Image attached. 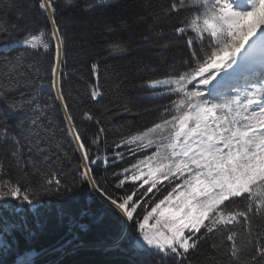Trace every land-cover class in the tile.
Instances as JSON below:
<instances>
[{
	"label": "snow or ice",
	"instance_id": "1",
	"mask_svg": "<svg viewBox=\"0 0 264 264\" xmlns=\"http://www.w3.org/2000/svg\"><path fill=\"white\" fill-rule=\"evenodd\" d=\"M112 5L82 0L78 8L101 11L79 33L90 75L80 77L86 95L70 103L74 13L61 15L57 0H0V255L15 250L13 264H34L32 249L19 257L21 240L33 235L27 213L83 190L100 205L97 222L115 224L106 250L125 254L124 264H264V0ZM90 36L109 55L151 53L130 61L135 97L123 89L127 74L114 71L116 95L100 104L102 61ZM140 98L166 103L140 112ZM152 111L142 125H119L109 148L107 125ZM125 153L134 163L97 174ZM78 240L73 234L61 249L78 250Z\"/></svg>",
	"mask_w": 264,
	"mask_h": 264
},
{
	"label": "trees",
	"instance_id": "2",
	"mask_svg": "<svg viewBox=\"0 0 264 264\" xmlns=\"http://www.w3.org/2000/svg\"><path fill=\"white\" fill-rule=\"evenodd\" d=\"M23 3V0H20ZM119 3H131L132 0H113L112 8L116 7ZM82 0H72V4L66 5V0H57L58 11L61 15L67 17L69 13H74L76 19L74 24L78 25L72 29L77 36L75 39H69L68 51L69 56L67 60V67L65 69L67 77L65 80L66 92L70 89V100L72 103L74 99L83 97L86 95L85 82L80 79L81 76L87 80L90 75L89 68L91 64V58L85 53H82L79 48L76 47L80 43L79 33L85 30H91V17H94L101 10L97 9L96 13L78 12ZM112 8L108 10H112ZM131 11V9L129 10ZM87 25V29L85 28ZM95 44V50L100 51L102 45L99 44L98 38L90 36ZM135 48V45H133ZM54 51V50H53ZM151 53L146 52H131L130 54H114L109 55L106 52L100 51V71H101V85L104 90V98L100 101V104H106L109 100L113 99L116 95V91L113 86V81L110 79V75L114 71L127 74V82L123 85V89L127 91V94L135 97L137 94L131 90V84L138 82L136 74L130 61H134L138 56H150ZM95 58V57H92ZM54 95V94H53ZM136 111L143 112L145 108H155L158 105L166 103V100H148V99H136ZM98 106V105H96ZM80 107H83L81 105ZM3 108V104L0 103V109ZM74 114L77 116V120H80L79 107L73 109ZM157 116V112L152 111L146 115L133 117L129 114L122 115L114 124H109L107 127L111 129L107 136L109 148L113 147V140L117 139L115 132L119 125H125L124 131H127V125L129 123L136 125H142L146 121H150ZM17 117L14 115L13 120ZM56 122L63 120V110L52 117ZM84 127L88 129L89 134L95 131L93 124H85ZM59 134L56 139H59ZM75 146L69 147L65 144V151L69 154L72 153ZM101 149L105 147L102 143ZM121 152H125V149H119ZM104 153L101 152V155ZM76 157H79V152L75 153ZM72 162L65 161V167L71 168ZM134 163L131 156L125 153L123 162L117 161L116 167H107L101 162L96 166L98 175H111L112 172L119 168L127 167L129 164ZM111 164V161H110ZM41 177L35 175L34 180H39ZM114 183V181H113ZM131 187V184L128 185ZM46 204L43 208L39 209L38 213H27V223L32 230V238L25 241L21 240L19 247V255L25 252L27 249H32L37 253L36 263L43 264L50 261H58L59 264H124L127 260V256L121 252L114 250H106V247L100 243L107 241L108 237L116 230V226L109 220H104L102 223H98L96 216L100 209V205L97 201H90L89 197L84 194L83 190L79 192L77 197L58 200L56 197L45 198ZM63 213V214H61ZM85 225V228H81V225ZM79 237L77 243H82L83 247L76 251L68 249L67 251L61 249V243H66L67 239H71L72 235ZM19 235V233H17ZM10 239V238H9ZM202 248L206 249L207 245H203ZM17 257L15 250L10 251L8 255H0V260L5 261V264H11Z\"/></svg>",
	"mask_w": 264,
	"mask_h": 264
},
{
	"label": "rangeland",
	"instance_id": "3",
	"mask_svg": "<svg viewBox=\"0 0 264 264\" xmlns=\"http://www.w3.org/2000/svg\"><path fill=\"white\" fill-rule=\"evenodd\" d=\"M101 245H103V246H105L106 247V245H105V242H102V243H100ZM37 253H35V252H33V254H32V260H33V262H34V264H37L36 263V255ZM24 256H27L26 255V251L25 252H23V253H21L20 255H19V257L20 258H23ZM17 259V257L13 260V261H15ZM24 259H26V258H24ZM13 261H12V263L11 264H13ZM42 264V263H41ZM43 264H48V262H45V263H43Z\"/></svg>",
	"mask_w": 264,
	"mask_h": 264
}]
</instances>
